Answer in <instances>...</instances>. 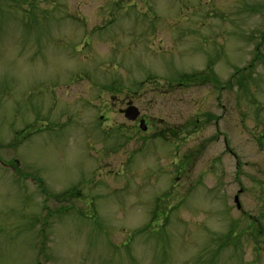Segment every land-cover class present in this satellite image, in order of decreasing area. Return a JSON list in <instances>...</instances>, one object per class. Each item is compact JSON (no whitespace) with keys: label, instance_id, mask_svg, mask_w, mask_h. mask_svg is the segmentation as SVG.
<instances>
[{"label":"rangeland","instance_id":"374dc122","mask_svg":"<svg viewBox=\"0 0 264 264\" xmlns=\"http://www.w3.org/2000/svg\"><path fill=\"white\" fill-rule=\"evenodd\" d=\"M263 33L264 0H0V264H264Z\"/></svg>","mask_w":264,"mask_h":264},{"label":"flooded vegetation","instance_id":"af4514ba","mask_svg":"<svg viewBox=\"0 0 264 264\" xmlns=\"http://www.w3.org/2000/svg\"><path fill=\"white\" fill-rule=\"evenodd\" d=\"M124 105H126V108H128L130 105H135V104L133 102H131L130 100H125L124 101ZM138 109L140 110L139 107H138ZM123 114H124V117H125V111H123ZM213 120H216V124H217L218 130H220L219 124H218L220 119H218L217 116L216 117L214 116ZM141 121H143V124H141ZM130 123L133 124V125H131L133 129H138L139 131L144 132V133L147 132V130L149 129V126H150V121H149L148 117L146 115H141V110H140V115L138 116V118L136 120H134V121H130ZM142 126L145 127V130H142V128H141ZM230 152H231V150L229 149V153Z\"/></svg>","mask_w":264,"mask_h":264},{"label":"water","instance_id":"95a60500","mask_svg":"<svg viewBox=\"0 0 264 264\" xmlns=\"http://www.w3.org/2000/svg\"><path fill=\"white\" fill-rule=\"evenodd\" d=\"M139 114H140V111H139V109L136 106H129L125 110V116L129 120H135L138 117ZM141 124H143V121L141 122ZM142 129H145V127L142 126ZM235 202L237 204V207L240 208L241 207V204L239 202L238 196H236Z\"/></svg>","mask_w":264,"mask_h":264},{"label":"trees","instance_id":"16d2710c","mask_svg":"<svg viewBox=\"0 0 264 264\" xmlns=\"http://www.w3.org/2000/svg\"><path fill=\"white\" fill-rule=\"evenodd\" d=\"M263 35H264V33H263ZM264 37V36H263ZM258 58H260V57H258ZM180 85H181V83H179Z\"/></svg>","mask_w":264,"mask_h":264}]
</instances>
